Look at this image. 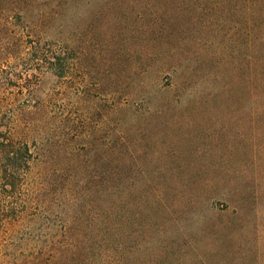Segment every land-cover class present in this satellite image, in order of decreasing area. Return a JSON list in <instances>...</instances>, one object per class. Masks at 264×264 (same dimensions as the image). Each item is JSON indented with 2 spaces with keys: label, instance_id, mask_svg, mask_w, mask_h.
<instances>
[{
  "label": "rangeland",
  "instance_id": "rangeland-1",
  "mask_svg": "<svg viewBox=\"0 0 264 264\" xmlns=\"http://www.w3.org/2000/svg\"><path fill=\"white\" fill-rule=\"evenodd\" d=\"M24 2L65 72L0 57V113L61 84L57 107L88 145L63 175L101 188L17 223L22 197L0 180V264H28L33 237L74 224L107 231L84 264H264V0Z\"/></svg>",
  "mask_w": 264,
  "mask_h": 264
},
{
  "label": "trees",
  "instance_id": "trees-1",
  "mask_svg": "<svg viewBox=\"0 0 264 264\" xmlns=\"http://www.w3.org/2000/svg\"><path fill=\"white\" fill-rule=\"evenodd\" d=\"M20 2H11L17 5V11L10 10L11 15L9 10L0 8V57L6 58L7 62H22L20 65L24 69L29 67L39 73L48 71L56 79H62L66 58L60 41L45 40L44 31L40 28L42 24L25 21L26 2L23 5ZM27 44L30 52L22 57V48ZM26 59L28 61H24ZM19 78L22 79L21 76ZM29 80L26 77V81ZM60 85L57 84L42 99L31 98L17 104L14 101L8 117L0 113V180L9 198L14 194L22 197L17 202V223L23 222L26 215L31 216L35 223L45 212V205L51 199L59 200L60 194L70 197L78 189L88 187L96 192L101 188L96 183L90 187L93 184L90 180L72 176L84 169L80 157L88 145L81 146L76 141V116L67 115L57 107ZM257 87L259 94H264V64L258 66ZM84 165L85 169L89 168ZM71 172L69 176L63 175ZM104 182L105 185L110 184L109 179ZM88 229L74 224L50 230L52 236L44 242L33 237L26 256L28 264H84L85 259L95 252L92 245L104 241L107 234L99 228ZM83 242H89L88 246L81 247Z\"/></svg>",
  "mask_w": 264,
  "mask_h": 264
}]
</instances>
